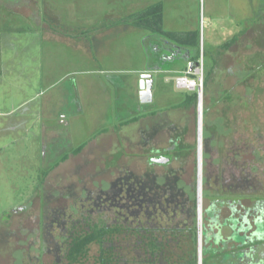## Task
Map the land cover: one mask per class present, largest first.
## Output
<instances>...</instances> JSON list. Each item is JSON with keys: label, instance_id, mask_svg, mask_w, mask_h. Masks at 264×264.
Masks as SVG:
<instances>
[{"label": "rangeland", "instance_id": "rangeland-1", "mask_svg": "<svg viewBox=\"0 0 264 264\" xmlns=\"http://www.w3.org/2000/svg\"><path fill=\"white\" fill-rule=\"evenodd\" d=\"M7 1L6 8L0 6V222H4L0 224V264L17 263L20 255L7 254L2 238L35 236L37 217L42 208L39 206L41 203L45 206L44 200L48 206L52 198L50 191L55 182L60 183L62 190L70 183L75 184V194H79L81 184L89 190L105 188L119 168H130L141 174L148 157L143 151L144 141L153 147L154 152L149 151L151 156L156 155L155 151L160 153L167 146L177 144L180 152L176 153L178 159L168 168L174 169L176 173L185 171L186 182L194 184L198 98L201 101V197H205L210 190L207 178L211 176L209 182L214 186V174H218L220 168L224 171L229 169L227 163L230 161V151L242 147L241 139L244 140L247 133L254 138L253 141L256 138V142L243 155L239 154L238 160L241 163L251 162L252 175L256 176L258 170H264V161L260 158V152H264V48L255 44L260 36L257 32H263V28L253 27L258 22L257 8L263 0H257L255 5L251 0L169 2L168 15L173 14L172 22L177 20L176 6L181 15L179 22H198L197 38L200 39L207 88L204 85L202 95L197 96L193 105H187L183 101L179 102V106H174L177 104L175 103L170 107L168 104L172 98L182 92L177 91L173 85L177 74H165L156 81L152 89L155 102L152 101L147 106L139 104L149 112L153 108H159L156 111L159 113L154 117L148 115L146 119L137 116L136 124L127 128H123V120L118 121L117 118L134 116V113L124 111L136 108L133 107L134 99L128 85L123 86L121 83V77L125 74L116 75L120 80L119 90L113 91L110 87L107 89V75L99 70L108 67L109 63L96 57L88 63L83 62L81 48H75V44L79 46L76 38L90 35L86 33V27L94 29L100 19L99 10L103 8V4L111 2L21 0L11 6L14 2ZM0 3L3 1L0 0ZM126 4L127 2L119 3L122 15L128 10ZM39 7L44 20L40 23V18L36 16L34 20L39 25H34L32 14H38ZM6 9L23 16L5 11ZM228 24L238 26L241 38L238 45L230 46L231 49L226 54L225 50L218 49L222 46L223 39L230 38L229 41H232L231 33L228 37L227 29H224ZM78 30L82 33L77 32ZM248 33L252 34L245 38ZM124 42L125 45L120 43L118 50L114 51L119 60L113 65L120 71L133 68L124 48L128 44L132 46V43ZM215 46L217 47L214 48ZM141 57L138 54L137 61ZM240 61L242 64L244 61L249 62L254 73L248 68L241 67L240 70ZM181 63L182 61L176 60L173 67ZM231 66H236L239 76L233 74ZM87 69L93 70L88 73L85 71ZM254 75L245 84L239 81L240 78L243 80ZM211 106L214 108H210ZM136 115L140 113L136 111ZM243 120L249 126L242 125ZM159 123H167L169 128H173H168V134L154 129L150 140L139 137L141 130L150 129L151 125L158 126ZM176 130L181 132V136L170 140V135L178 132ZM107 131L108 134L105 133ZM103 135L105 137H101ZM252 151L253 154H250ZM69 153H72L70 158L61 159L64 158L63 154ZM160 166L154 171H165L166 167ZM52 167L56 170L50 173ZM221 183L223 182L218 180L216 185ZM240 193L239 191L238 194ZM190 197H194L192 192ZM262 197L264 199V195ZM32 202L31 210L22 215L16 213V210L21 211L18 208ZM57 203L60 206L65 202ZM8 217L10 218L5 225ZM20 222H26L23 231ZM5 231L8 234H3ZM227 234L228 231L223 232V236ZM194 238L192 241L184 239L183 251L180 252L184 256L192 255L196 262L198 253L197 264H201L202 260L204 264H211L206 254L202 259L204 239L200 236L197 248ZM121 243L127 242L121 240ZM89 250L92 258L97 247L91 246ZM87 264L96 263L90 260Z\"/></svg>", "mask_w": 264, "mask_h": 264}, {"label": "flooded vegetation", "instance_id": "flooded-vegetation-1", "mask_svg": "<svg viewBox=\"0 0 264 264\" xmlns=\"http://www.w3.org/2000/svg\"><path fill=\"white\" fill-rule=\"evenodd\" d=\"M2 1L3 3H0V6L6 8L8 1ZM12 1L14 3L11 6H14L21 0ZM251 1H253L254 5L257 2V0ZM8 10L6 9L5 11ZM263 10L264 0L257 8L258 22L253 25V27L263 28V32H257L260 36L255 41V44L259 45L260 48H264ZM8 12L23 16L17 12ZM32 17V21L35 22L34 19L36 17L34 14ZM35 24L37 23L35 22ZM238 29V26L234 24L233 31L232 33L230 32L232 41H229L230 38L223 39L222 46L218 50H225L224 53L227 54L231 49L230 46L237 45L235 42L241 38ZM249 34L252 33L246 34L245 38ZM238 65L240 70H242L241 67L248 68L254 73V68L251 67L249 62L244 61L242 64L240 61ZM231 70L233 74L239 76L236 66H231ZM253 77L255 75L243 80L240 78L239 81L245 84ZM198 100L200 101V99H197L196 105L197 122ZM200 106L201 101L199 102V115L201 114ZM210 108L214 107L211 106ZM136 109L140 113L137 116L143 119L158 110L153 108L154 110L149 112L143 110V106L139 104ZM197 122L196 128L198 127ZM244 124L243 120L242 125ZM245 125L249 126V124ZM168 128L167 123L165 125L159 123L158 126L151 125L150 129L141 130L139 137L150 140L154 135V129H159L160 132L168 134ZM172 128L170 127L169 129L172 130ZM180 136L181 132L178 131L170 135V140L178 139ZM200 136L201 126L197 141L198 137L200 141ZM243 138L244 140L241 139L240 142L242 147L240 146L241 148L231 149L230 151V161L227 163L229 169L224 171L220 168V172L214 174L212 179L214 186L210 185L209 182L211 176L207 178V186H209L211 191L208 190L205 197H201L200 150L198 157L199 179L197 178V143L194 184L186 182L184 179L185 171L176 173L174 169L168 168L173 161L178 159L177 155L180 152H178L179 147L177 144L173 143L167 146L160 153L155 151L156 155L151 156L150 152H154V150L147 141H144L145 149L143 150L148 154V157L145 154L147 163L141 174L130 168L125 170H120L119 168L116 170L118 173L111 176L113 178L110 179L105 188L96 189V184H94L95 190H89L81 184L80 189H78L79 194H75L77 191L75 184L74 187L70 183L62 190L59 186L60 183L55 182L52 185L54 188L50 191L52 198H50L48 206L45 204L46 200H44L45 206H42V203L39 206L42 208L39 209L35 236H14L13 239L11 236H3L2 241L6 244L7 254L20 255V258L16 259V264H64L66 248L69 246L72 236H86L88 233L102 230L105 225L113 227L117 223L119 224L120 220H123L124 223L128 222L130 225L131 232L129 236L134 242L131 253H129V264H174L175 262L176 264H184L185 261L197 264L198 253L197 262L192 255L185 257L180 251L177 252L178 257L169 259V251L167 249L163 252L164 255H161L160 260L157 262L158 258H156L153 263L150 250L146 246L141 248L143 244L140 243V245L138 243L140 240L138 236L150 235L148 232L153 228H160L162 235L166 236L171 226H173L171 229L176 230V236H179V241L181 239L182 242H184V239L192 241L195 237L197 248H199L201 236L202 240L204 239L201 249L202 259L210 251L213 254L209 255L211 264H264V199L262 197L264 195V170H258L256 176L252 175L250 171L251 162L241 163L238 160L239 154L243 155L256 142V138L253 141L254 138L249 137L248 133ZM177 152L178 154L176 155ZM260 153V158L264 161V152ZM250 154H253V151ZM70 155L72 153L63 154L64 158L61 159L66 160L70 158ZM163 156H170L171 159L163 166L166 167L164 168L165 171L161 173L155 172L154 169L161 166L154 163L153 159ZM246 167L248 168L246 169ZM54 170L56 169L52 167L49 172L51 173ZM224 176H226V179H224ZM218 180L223 183L216 185ZM88 184H90V181ZM197 185H199L198 195ZM213 187L216 188L213 189ZM42 191L43 189H41ZM239 191L241 192L240 194H238ZM191 192L194 194L193 198L190 197ZM59 201H64L65 203L58 206L57 202ZM32 205L33 202L28 203V205L18 208L21 211L16 210V213L19 212L18 215H22L26 211L31 210ZM223 212H225V215ZM10 217L5 221V225ZM2 223L4 222H0V224ZM24 225H26V222H20L22 231L24 230ZM222 231H228V234L223 236ZM3 234L8 233L5 231ZM17 234L22 233L17 232ZM28 234L31 235V233ZM165 240L166 238H164L163 242ZM183 244L180 246L182 251ZM95 245V243L91 244V246ZM202 262L204 261L202 260Z\"/></svg>", "mask_w": 264, "mask_h": 264}, {"label": "crops", "instance_id": "crops-1", "mask_svg": "<svg viewBox=\"0 0 264 264\" xmlns=\"http://www.w3.org/2000/svg\"><path fill=\"white\" fill-rule=\"evenodd\" d=\"M100 1H109L111 3L108 5L103 4V8L99 10L100 19L98 21V25H96V27L92 30H89V27H86L87 29L85 31L90 35H87L88 37L76 38L79 40L77 41L79 46L75 44V48H81L83 62L88 63L92 60V58L96 57L98 60H105L109 63L108 67H104L99 70V72H103L107 75V82L109 83H107V89L110 87L111 90L113 88V91L116 89L119 90L118 82H120V80L117 79L116 75L125 74V76L122 75L121 77V83L123 86L128 85L129 91L134 99L133 107L136 108V106L140 104L138 98V82L142 74H150L152 76L153 89L156 81L162 78L163 75L168 73L178 74L185 68L187 57H191L188 53V48H195V54H198L199 56L201 55L200 39L197 38V33L199 31L198 22H195L194 24L189 22H179L181 20V15L177 6L175 7V16L177 20H173V22H176L175 24L171 21L173 14L168 15L169 2H176L178 0ZM120 2H127L126 5L128 10L125 11V14L123 15L120 10L121 7L119 6ZM149 10H152V12L155 13L159 12L160 19L157 18L154 21L151 20V22L145 21L143 24L138 22L137 15ZM42 13L43 12L40 7L38 14H36V12L34 13L35 17L38 16L40 18V23H43L44 20L41 18ZM36 23L39 25L38 22ZM52 28L54 29L55 27ZM224 29L225 31L227 29L226 34L230 37V32L232 33L233 31V25L228 24ZM53 32L58 34L56 31ZM77 32L80 31L78 30ZM226 34L224 37H226ZM71 40L64 41L76 43L71 42ZM124 41L132 43V46L128 44V46H125L124 48L126 49V56L128 60L133 64V68L120 71V69L114 67L113 65L116 60H119L118 54H115L114 51L116 49L118 50L120 43L123 42V45H125L126 43ZM236 42L235 44L238 45L239 39ZM196 49L198 50L196 51ZM171 50H175L176 53L171 52ZM138 54L142 56L140 61H137ZM176 60H180L182 63L173 67ZM138 62L140 65H138ZM92 70L93 69H87L85 71L89 73L92 72ZM118 95L121 94L118 93ZM118 109L120 110V105L118 106ZM153 110L154 109L151 111ZM126 111H128V113H134V116L122 118L119 116L117 118L118 121L123 120V128H127L129 125L133 126V124H136L137 122V115L135 113L136 109H127L124 113H126ZM109 131L105 133L108 134ZM104 135L101 137H105Z\"/></svg>", "mask_w": 264, "mask_h": 264}, {"label": "trees", "instance_id": "trees-1", "mask_svg": "<svg viewBox=\"0 0 264 264\" xmlns=\"http://www.w3.org/2000/svg\"><path fill=\"white\" fill-rule=\"evenodd\" d=\"M160 13L152 12L149 10L147 12H142L137 15V21L143 22H151L155 19H160ZM198 42V41H197ZM196 42V44H197ZM195 44V45H196ZM194 46V45H193ZM176 48V47H174ZM178 49V48H176ZM198 49H196L197 51ZM176 53L175 50H171V52ZM178 51V50H177ZM188 53L191 57H187V61L189 60H196L198 58V54H195V48L191 47L188 48ZM205 85V81H204ZM207 88V82H206ZM177 95V94H175ZM197 99L196 93H185L182 92L177 96H174L168 104L170 107L179 106V102H187V105H193ZM155 102V100H153ZM168 103V102H167ZM159 109V108H157ZM157 111V110H156ZM156 112L150 114V116L154 117ZM116 224L113 227H107L106 225L100 231H94L92 233H88L86 236H72L69 246L66 248L67 252L65 253L64 264H87L90 260H94L96 264H129V253H131V249L133 248V240L129 233L131 232L130 225L124 223L123 220ZM173 226H171L172 228ZM166 236L162 235V231L159 229H152L148 233L150 235L146 236H138L139 237V244L141 248L145 247L150 250L151 258L153 263L155 262L156 258H158L157 262L160 260L161 255L165 252V249L169 251V259H174L178 257V251H180V246L182 245V239L179 241L178 237L176 236V230L171 229ZM175 228V227H174ZM147 238V239H146ZM164 238H166L165 242ZM121 240H124L125 244L121 243ZM147 240V241H144ZM190 240V239H189ZM95 243L97 247L96 254L91 258L89 254V249L91 244ZM123 247V248H122ZM183 248V246H182ZM89 254V255H88ZM164 255V254H163ZM206 255H213L211 252H207ZM184 256V255H183ZM186 257V256H185ZM188 257V256H187ZM90 259V260H89ZM187 260V259H186ZM176 264V262L174 263ZM184 264H195L194 262L185 261ZM204 264V262H202Z\"/></svg>", "mask_w": 264, "mask_h": 264}, {"label": "built area", "instance_id": "built-area-1", "mask_svg": "<svg viewBox=\"0 0 264 264\" xmlns=\"http://www.w3.org/2000/svg\"><path fill=\"white\" fill-rule=\"evenodd\" d=\"M177 91L202 95L204 88V62L200 55L196 60L186 62L185 68L173 79Z\"/></svg>", "mask_w": 264, "mask_h": 264}, {"label": "water", "instance_id": "water-1", "mask_svg": "<svg viewBox=\"0 0 264 264\" xmlns=\"http://www.w3.org/2000/svg\"><path fill=\"white\" fill-rule=\"evenodd\" d=\"M152 76L150 74H142L139 78L138 82V98L139 102L142 105H148L152 103L153 97H152ZM199 100H198V122H197V135L199 136L200 133V115H199ZM199 137L197 141V178L199 179V150H200V143H199ZM170 156H163V157H158L154 158L153 162L157 163L159 165H166L170 161ZM199 192V185H197V195Z\"/></svg>", "mask_w": 264, "mask_h": 264}]
</instances>
